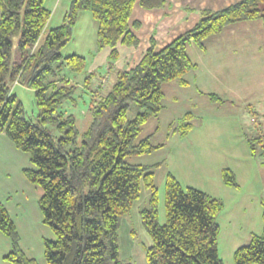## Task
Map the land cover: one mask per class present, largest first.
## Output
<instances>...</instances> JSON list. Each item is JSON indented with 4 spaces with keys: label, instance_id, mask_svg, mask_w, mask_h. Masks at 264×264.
Wrapping results in <instances>:
<instances>
[{
    "label": "trees",
    "instance_id": "obj_1",
    "mask_svg": "<svg viewBox=\"0 0 264 264\" xmlns=\"http://www.w3.org/2000/svg\"><path fill=\"white\" fill-rule=\"evenodd\" d=\"M45 2L0 0V132L29 155L31 167L24 174L43 191L39 200L43 221L55 236L44 241L47 264H131L120 258L118 230L143 188L150 191L149 204L141 210L152 237L146 250L148 264H225L218 249L217 221L223 202L196 187H183L170 172L165 222L160 223L154 167L133 164L127 158L163 146L152 143L150 136L138 137L143 126L164 109L162 85L176 81L186 86V75L197 70L189 46L205 50L206 40L232 24L260 21L264 26V0H238L220 10L203 9L194 27L159 50L151 38L138 61L117 70L119 46L133 49L140 43L135 30L141 22L131 21L135 6L154 10L167 0H72L62 24L49 30L52 11ZM85 10L97 22L98 49L111 48L105 74L86 72L83 55L62 54ZM113 71V82L106 88L104 80ZM83 72L80 84L74 76ZM14 83L34 90L36 119L27 117L13 91ZM80 86L92 97L90 123L83 131L67 108L77 104ZM212 95L213 100L220 99ZM132 102L141 111L130 119ZM181 127L179 133L186 134L192 124L185 122ZM252 140V154L264 156V136L255 138L261 151ZM222 175L227 184L238 186L229 168ZM0 231L11 240L12 250L5 257L10 264H39L22 248L2 202ZM234 260L235 264H264V230L239 246Z\"/></svg>",
    "mask_w": 264,
    "mask_h": 264
},
{
    "label": "rangeland",
    "instance_id": "obj_2",
    "mask_svg": "<svg viewBox=\"0 0 264 264\" xmlns=\"http://www.w3.org/2000/svg\"><path fill=\"white\" fill-rule=\"evenodd\" d=\"M71 1L46 0L45 5L52 11L48 30L62 24ZM236 29L227 31L219 43L213 37L206 40L209 48L204 55L197 45L189 46L188 52L198 61L200 71L186 75L189 81L186 86L176 81L162 85L164 109L143 126L138 137L140 140L150 136L152 143L163 146L152 153L127 158L133 164L154 167L160 223L165 222V185L170 172L183 187H196L223 202L217 221L218 249L225 264H235V250L249 242L252 234H261L264 230V156L253 155L249 143V139H253L261 151V144L255 138L264 136V93H261L262 88L259 89L262 84L258 79L264 73V33L258 34L247 26ZM110 50L109 47L98 49L97 22L92 13L85 10L80 13L73 38L62 54L83 55L87 61L86 72L97 70L105 74ZM219 57L223 59L215 62ZM64 73L72 75L68 70ZM85 74L74 77L82 84ZM113 79L112 75L105 78L106 88L111 86ZM99 83L97 80L96 85ZM13 91L23 102L27 117L36 119L38 108L34 90L14 83ZM212 94L220 99L213 100ZM76 99L77 104L67 105V108L76 115L79 129L83 131L90 123L91 93L80 86ZM139 111L141 108L132 102L128 117H135ZM185 122L191 123L192 128L181 134ZM11 144L14 143L11 141ZM3 150L8 151L7 148ZM27 156L14 144V150L1 163L0 182H9L14 177L12 168H16L22 159L26 158L24 165H28ZM25 166L21 173L27 179ZM226 168L234 174L238 186L224 181L222 171ZM16 192L14 199L21 200L25 206V211L19 215L20 220H31V203L36 201L42 212L37 191L19 189ZM149 198L150 191L143 188L131 212L120 221V258L131 264H148L146 250L152 244V237L144 227L141 210L148 206ZM15 211L18 214L17 209Z\"/></svg>",
    "mask_w": 264,
    "mask_h": 264
},
{
    "label": "crops",
    "instance_id": "obj_3",
    "mask_svg": "<svg viewBox=\"0 0 264 264\" xmlns=\"http://www.w3.org/2000/svg\"><path fill=\"white\" fill-rule=\"evenodd\" d=\"M236 1L238 0H167L164 7L154 10H146L139 5H136L132 15V21L139 20L141 22L139 29L135 30L140 38V43L138 47L133 49L119 46L121 56L115 62L116 70L127 69L129 65L138 61L142 57L145 49L150 45L151 38H154L155 40V49L159 50L173 41L180 34L191 29L199 21L201 10H220ZM240 25L251 27L252 30H256L258 34L264 33V26L260 21L241 22L228 26L222 33L213 37V40L219 43L224 40L223 35L230 29L237 31L236 27H246ZM208 48L209 45H206L205 50L201 49L203 55L204 53H207ZM221 59H223V57H219L215 62H219ZM193 61L195 60L193 59ZM195 62L198 64V68L195 71H200L199 69L201 68L199 67L198 61ZM202 64L203 61L201 65ZM228 64H230V60L228 61ZM115 71L112 73L113 77ZM260 75L261 76H258V79L260 80L262 87H259V89L262 88L261 93H264V73ZM3 148H7L8 151H4ZM13 150L14 144H11V141L5 133L0 132V171H2L1 167L3 164L1 163L4 160L3 158L7 159L8 153ZM28 157L29 155L27 156V159L30 161ZM24 162H26V158L22 159L16 168H12L14 177H11L9 182H0V202L5 205L11 215V218L21 236V246L27 256L34 258L39 264H47L44 252V241L45 239H54V233L48 226L45 225L48 229L43 226L45 223L43 222V216L41 215L42 212L40 213L38 210L37 201L36 203H31V220H20L19 215L25 211V206L21 200L14 199V195L17 193L16 191L19 189L37 191L39 198H41L43 194L41 188L38 189L35 187L21 173L23 166H25ZM25 167H31V163L29 162L28 165L26 163ZM16 209L18 214L15 211ZM11 250V240L0 231V264H10L5 257Z\"/></svg>",
    "mask_w": 264,
    "mask_h": 264
}]
</instances>
